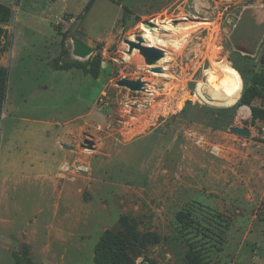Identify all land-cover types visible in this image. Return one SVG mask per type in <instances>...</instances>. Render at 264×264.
<instances>
[{
    "label": "rangeland",
    "instance_id": "374dc122",
    "mask_svg": "<svg viewBox=\"0 0 264 264\" xmlns=\"http://www.w3.org/2000/svg\"><path fill=\"white\" fill-rule=\"evenodd\" d=\"M89 1L0 0L13 10L11 59L6 53L1 60L8 64L10 117L0 116V264H17L25 247L38 264H94L107 229L126 237L137 264H187L190 248L203 264H264V199L253 188L256 177L254 193L247 185L249 163L241 158L245 141L256 146L264 129L262 122L237 119L243 90L235 67L250 77L264 66V0H94L86 10ZM149 22L170 39L150 37L166 51L154 65L162 72L152 71L139 50L126 56L125 40L148 31ZM180 23L194 30L175 31ZM73 37L102 55L104 92L96 115L68 135L74 148L61 146L67 162L43 196V179L17 185L2 170L12 159L9 147L17 158L47 145L49 138L31 132L30 120L69 111L79 88L85 98L90 92L77 83L79 72L53 68L56 60H78ZM219 70L231 77L234 92L213 101L205 90L219 87L213 78ZM141 77L146 89L117 83ZM43 104L51 109L37 108ZM242 123L250 137L231 132ZM87 134L93 149L83 146ZM180 211L191 215L186 225L178 222ZM148 234L161 241L145 242Z\"/></svg>",
    "mask_w": 264,
    "mask_h": 264
},
{
    "label": "crops",
    "instance_id": "0c3cea01",
    "mask_svg": "<svg viewBox=\"0 0 264 264\" xmlns=\"http://www.w3.org/2000/svg\"><path fill=\"white\" fill-rule=\"evenodd\" d=\"M8 35H9V29H8ZM12 49H13V41L10 46L8 45V50L4 52L2 55H0V65L6 67L7 69H8L7 67L8 64L6 65L2 64L1 60H4L5 54L9 53V61H10ZM53 68L55 70L70 71L72 72V74L74 72H79L77 77L78 80L77 83L83 85L85 87V90H89L90 92L88 91L85 92L86 93V98H85L82 89L79 88L80 93L78 95V98L74 99V101L69 107L70 109L69 111H67L65 108L63 110H60L58 114H56V116L53 115V118H50L51 116H48L41 119L37 118L35 120H30L34 124V127L31 128V132H33V134L38 135L41 141L47 142L46 139L49 138L47 145L42 144V147L39 146L37 147L36 145H33V147L30 148V150L28 149L27 152L24 151L21 154V156L17 158L14 157L15 155L14 147L12 148L9 147L8 150H6L7 151L6 153L9 154V156L12 159H9V163L6 164V167H4L2 170L6 172L5 169H7L8 172H12L13 175L15 176L14 181L17 183V185H19L24 178H28L29 180H31V183L35 179L36 180L43 179V182L41 184L43 196H45L52 187L55 188L54 186L57 185L56 176L60 173L63 166L67 162V153L61 149V146L63 145V143L67 144L66 140L69 134L71 133L74 134L76 133L77 130L82 129L83 119L89 122L93 118V116L96 115L95 112H96L97 99L99 95H101L104 92V84H101L100 76L95 78L91 74L88 73L85 74L83 71L79 70L80 68H76V67L71 69H58L56 67ZM260 71L264 72V66ZM74 89L77 90L76 87ZM6 100H7V94H6ZM6 100L2 112L5 114L4 117H2V119L10 117V112ZM257 104L260 105L262 104V102L258 101ZM83 106H85L87 110L83 111L82 109ZM54 107L57 109L59 108L58 106H54ZM78 107L79 110H77ZM37 108L51 109V106L43 104L42 106H39ZM237 119L251 121L252 120L251 108L247 105H243L239 107ZM258 122L259 123L262 122V126L264 129V121L258 120ZM240 125L244 126L243 123ZM256 142L257 141H254L252 139H247V141H245L247 150L245 152L242 151L241 158L244 161L248 160L246 162L249 163L247 164L248 166H246L245 168L246 171H248V178L250 179L249 181L251 183H248L247 185L251 184V187L249 186V188L252 190V193H254L253 188L258 187L259 194L261 195L260 198L262 200L264 199V142H258V144L255 146ZM45 150L47 151V153L44 154L43 152ZM40 154L42 156H40ZM41 157L44 161L43 163H39V159ZM254 159L260 160L258 166H253L254 164L252 163V160ZM24 172H27V174ZM33 173H35L36 175L35 174L33 175ZM252 177H256L257 180V186L255 185L253 188H252L253 181L251 180ZM53 192L55 193L56 190L54 189ZM248 196L251 198V194H248Z\"/></svg>",
    "mask_w": 264,
    "mask_h": 264
},
{
    "label": "trees",
    "instance_id": "16d2710c",
    "mask_svg": "<svg viewBox=\"0 0 264 264\" xmlns=\"http://www.w3.org/2000/svg\"><path fill=\"white\" fill-rule=\"evenodd\" d=\"M94 0H90L86 5V10L91 8ZM13 10L9 5L0 2V55L8 50L6 39L8 38L7 24L12 20ZM56 68L58 69H71L81 68L86 73L91 74L97 78L102 71L103 57L100 53L92 55L85 61L77 60L71 63L58 65L55 61ZM260 63L264 65V54L261 57ZM238 73L241 77L242 83V95L237 103V107L247 105L252 110V122L264 121V72L254 69L249 77L243 69L236 66ZM233 80L237 83V77L231 74ZM244 82V84H243ZM8 84V69L0 65V116L2 115L4 103L7 94ZM244 85V86H243ZM244 87V89H243ZM262 104H257V102ZM230 106V105H229ZM264 142V139H260ZM191 215L188 212L180 211L177 215L178 222L181 225H186ZM145 242L155 244L161 241V238L157 234L145 235ZM24 256L17 255V264H38L29 255L27 247H25ZM187 264H203V259L195 249L190 248L186 255ZM94 264H137L135 258L129 252V245L124 235L117 233L111 229L105 230L101 235L99 241L95 246L94 251Z\"/></svg>",
    "mask_w": 264,
    "mask_h": 264
},
{
    "label": "water",
    "instance_id": "95a60500",
    "mask_svg": "<svg viewBox=\"0 0 264 264\" xmlns=\"http://www.w3.org/2000/svg\"><path fill=\"white\" fill-rule=\"evenodd\" d=\"M146 24L149 28L153 30L155 29L151 22ZM125 41L129 45L127 53L132 54L134 50H139L140 54L144 57L146 64L153 66L152 71L162 72V67L154 65L165 57L166 51L164 48L147 43L146 38L144 37V33L136 35L134 39H126ZM71 42V54L72 56L78 58V60L85 61L93 55L94 49L91 45L83 42L76 37H73ZM117 83L119 85L127 86L131 89H141L142 86L140 81H135L128 78L118 80ZM230 130L232 133L244 137H250L252 135L251 128L247 126H233ZM87 136L88 138L84 140L83 146H87L90 149L95 148L96 142L93 139V136L91 134H87ZM63 146L70 149L73 148V146L65 143H63Z\"/></svg>",
    "mask_w": 264,
    "mask_h": 264
},
{
    "label": "bare ground",
    "instance_id": "6f19581e",
    "mask_svg": "<svg viewBox=\"0 0 264 264\" xmlns=\"http://www.w3.org/2000/svg\"><path fill=\"white\" fill-rule=\"evenodd\" d=\"M152 24L154 25H158L157 23H154V22H151ZM182 23L180 24H175V25H178V26H173L171 24V26H173V29L175 31H185V32H191L194 30V25L193 26H184V25H181ZM160 26V25H158ZM161 27H159L158 29L160 30ZM148 31H145L144 32V37L146 38V41L147 43L149 44H152V45H155V46H160L158 45L159 43L158 42H154L152 40H150V37L153 35V33H155L158 37H160L162 39V41L164 43H170V39L169 38H164L160 33H159V30L157 29H151V28H147ZM162 47V46H160ZM164 48V47H162ZM137 53V50H134V52L132 54L130 53H126V56L127 57H132L134 54ZM165 59V58H164ZM163 61V60H162ZM161 62V60H160ZM214 80L218 83L219 87L218 88H208L205 90V95L208 96L210 99H212L213 101H220V100H223V99H226L228 97H230L233 92H234V83L231 79L230 76H228V74H226L225 72L223 71H218L216 73L215 76H213ZM135 81H140L141 82V89H146V85H147V82L143 79V77L135 80ZM121 86H124V85H121Z\"/></svg>",
    "mask_w": 264,
    "mask_h": 264
}]
</instances>
